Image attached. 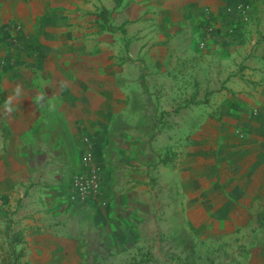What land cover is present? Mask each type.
<instances>
[{
  "label": "crops",
  "instance_id": "obj_1",
  "mask_svg": "<svg viewBox=\"0 0 264 264\" xmlns=\"http://www.w3.org/2000/svg\"><path fill=\"white\" fill-rule=\"evenodd\" d=\"M3 1L1 44L7 47L6 38L15 37L16 52L10 55L12 70L1 76L0 109L15 117L0 130L7 127L9 141L20 144V158L27 152L24 136L35 132L46 111L44 120L53 127L61 121L64 142L77 151L84 137H103L126 122L128 95H161L157 109L178 112L175 119L183 121L175 138L183 145L173 154L148 148L145 156L127 162V198H108L115 186H101L104 198L93 200L80 216L77 229L85 242L93 233L114 239L128 233L124 225L136 215L131 209L143 201L130 194L137 189L135 180L142 172L149 178L157 164L168 176L165 185L172 186L171 205L181 226L204 243L206 256L213 254L205 246L209 241H237L240 264H264V0H142L140 11L114 0L110 8H93L95 32L85 23H71L70 13L85 8L71 6L70 0ZM101 10L109 13L108 23L99 17ZM166 95L179 98L167 104ZM29 96L36 115L28 125L20 114ZM55 132L47 130L53 142ZM115 134L124 138L127 133ZM47 169L15 161L12 180L3 166L0 192H26L29 186L19 183L28 172L48 175ZM55 251L63 257L39 264H100L93 246L82 242H67ZM127 251L115 248L108 255L114 264H127Z\"/></svg>",
  "mask_w": 264,
  "mask_h": 264
},
{
  "label": "rangeland",
  "instance_id": "obj_2",
  "mask_svg": "<svg viewBox=\"0 0 264 264\" xmlns=\"http://www.w3.org/2000/svg\"><path fill=\"white\" fill-rule=\"evenodd\" d=\"M122 1L125 8L135 5L134 8L140 11L139 6L142 0ZM77 4L84 6L85 9L79 7V12H71L69 16L71 23H85L86 29L94 30L93 32L97 30L95 26L97 21L92 13L93 8H110L111 5H115L114 0H70L71 6H77ZM1 7H4L3 0H0ZM4 10L5 7L0 12ZM124 18V13L119 15V20ZM86 33L89 34L88 31ZM14 38H6L8 46L3 48L0 37V86L3 85L1 76L13 67L10 55L13 51L16 52L12 46ZM4 49L8 50L9 57L5 55ZM102 53H108V51L103 49ZM29 97L31 98L28 100V108L26 107V111L23 110L20 114L28 125L32 124L33 117L36 115L32 108L30 111L32 96ZM126 97L130 106L126 114L120 116L122 118L124 115L126 122L123 120L117 128H109L103 137H84V146L79 151L64 142V137L67 135L61 121L54 123L53 127L50 121L44 120L50 114L47 111L41 118L39 126H34L35 132L24 136L25 141L21 143L27 151L25 155H22L24 158H20L21 155L19 157L20 144H17V140L9 141V133L5 129L7 127L0 130V168L3 166L8 168L10 179L13 180L15 173L13 172L15 161L16 163L22 161V164L27 166L34 161L36 166L39 164L42 168H48V175H45L44 171H40V174L35 176L29 175L28 172V177L19 183V186H29L26 192L13 189L0 192V264H39L51 258L58 261L63 255L55 250L65 247L67 242L75 243L77 246L80 242L83 245L93 246V256L98 257L100 264H114L115 259L108 255V252L115 248L128 249L124 254L127 264L141 262L143 264H240L243 261L239 251L242 244L237 241H209L205 245L213 250L209 261H206L203 246L190 258L182 255V247L178 239L181 227L180 217L177 214V208L174 209L171 205L174 200L172 186L165 185L168 183V176L158 171L157 164L152 167L149 178H142V172L135 180L137 189L130 194H134L136 198L143 201L131 209L136 212V215L131 217L128 226L124 225L128 233H123L116 239L105 237L104 234L96 238V233H93V237L88 238L87 243L82 238L81 232L77 229L81 228L82 222L79 221L83 217L80 216H84L86 206L93 200L104 198L101 186H115L107 195L108 198L118 200L127 198L123 186L127 177L125 168L131 158L145 156L148 148L154 154L160 152L162 156L173 154L183 145L175 141L184 129L183 126H179L183 121L177 117L175 119L174 115L178 112L172 110L163 112L157 109L163 96L148 97L136 93ZM178 98L173 95L165 96L167 104L174 103ZM183 98L179 99L181 103H184ZM14 117L12 112L0 109V129L2 125L8 124L7 121H13ZM148 117L150 121H147ZM49 128L56 131L57 142L51 141L52 137L47 136L50 135L47 133ZM121 130L127 133L124 138L117 137L115 134L116 131ZM147 132L150 133L149 136H146ZM85 151H90L94 156L96 170L100 174V183L97 194L82 201V196L73 186H77V179H84L87 176V173L81 170L80 163ZM2 162L5 165H1ZM135 167L139 168L141 165ZM143 183H146V188L142 187ZM32 185L36 188L32 187V190H29ZM147 187L149 190H146ZM132 228H134L133 232ZM50 247L54 251L46 254L45 248ZM119 262L121 263L120 260Z\"/></svg>",
  "mask_w": 264,
  "mask_h": 264
},
{
  "label": "built area",
  "instance_id": "obj_3",
  "mask_svg": "<svg viewBox=\"0 0 264 264\" xmlns=\"http://www.w3.org/2000/svg\"><path fill=\"white\" fill-rule=\"evenodd\" d=\"M81 170L87 173L84 179H77V186H73L76 191L82 196V201L97 194L99 190L100 174L96 170V164L93 154L90 151H85L81 156Z\"/></svg>",
  "mask_w": 264,
  "mask_h": 264
},
{
  "label": "trees",
  "instance_id": "obj_4",
  "mask_svg": "<svg viewBox=\"0 0 264 264\" xmlns=\"http://www.w3.org/2000/svg\"><path fill=\"white\" fill-rule=\"evenodd\" d=\"M99 17L104 23L109 22V13H107L106 10H101L99 12ZM178 239H180V246L182 247V253L183 252L186 253L185 255L186 258H190L193 255L194 250L202 247V245L204 244L201 240L194 238L184 225L180 227ZM208 259L210 260V258L206 256V261H209Z\"/></svg>",
  "mask_w": 264,
  "mask_h": 264
}]
</instances>
